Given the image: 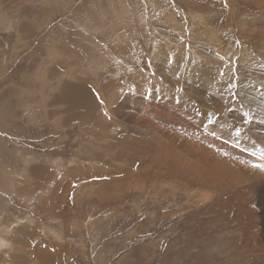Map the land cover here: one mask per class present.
Wrapping results in <instances>:
<instances>
[{
	"label": "rangeland",
	"instance_id": "1",
	"mask_svg": "<svg viewBox=\"0 0 264 264\" xmlns=\"http://www.w3.org/2000/svg\"><path fill=\"white\" fill-rule=\"evenodd\" d=\"M260 155L264 0H0V264H264Z\"/></svg>",
	"mask_w": 264,
	"mask_h": 264
},
{
	"label": "bare ground",
	"instance_id": "2",
	"mask_svg": "<svg viewBox=\"0 0 264 264\" xmlns=\"http://www.w3.org/2000/svg\"><path fill=\"white\" fill-rule=\"evenodd\" d=\"M234 105V104H233ZM236 105V104H235ZM94 115V114H93ZM84 116H85V114H84ZM261 152V151H260ZM263 154V153H262ZM260 158H262V160L264 159V157H262L261 155H260ZM259 159V158H258ZM260 161V160H259ZM217 162L218 161H215V163L217 164ZM209 163V162H208ZM210 164V163H209ZM218 168L220 169V167L218 166V165H214V166H212V168H211V170H213V171H218ZM226 169V168H225ZM191 170V169H190ZM212 171V172H213ZM225 171V170H224ZM227 171V170H226ZM219 172V171H218ZM200 174V173H199ZM226 174L228 175V179L231 181L232 180V178H233V173L232 172H226ZM231 174V175H230ZM220 175V174H219ZM218 176V175H217ZM224 176V175H223ZM233 181L234 182H237V181H239V178H238V176H236L234 179H233ZM218 184V183H217ZM264 205V204H263Z\"/></svg>",
	"mask_w": 264,
	"mask_h": 264
},
{
	"label": "snow or ice",
	"instance_id": "3",
	"mask_svg": "<svg viewBox=\"0 0 264 264\" xmlns=\"http://www.w3.org/2000/svg\"><path fill=\"white\" fill-rule=\"evenodd\" d=\"M243 116H244V123L250 122L249 119H248V114L247 113H244ZM209 123H213V120L212 119H209ZM236 135L237 136L240 135V129H237L236 130Z\"/></svg>",
	"mask_w": 264,
	"mask_h": 264
}]
</instances>
